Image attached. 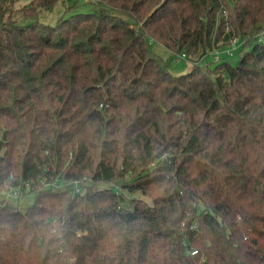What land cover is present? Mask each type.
Returning <instances> with one entry per match:
<instances>
[{
  "label": "trees",
  "instance_id": "obj_1",
  "mask_svg": "<svg viewBox=\"0 0 264 264\" xmlns=\"http://www.w3.org/2000/svg\"><path fill=\"white\" fill-rule=\"evenodd\" d=\"M13 2L0 0V264H264V0H97L54 25L17 24ZM234 36L238 54L254 44L214 61ZM149 38L191 70L172 75ZM13 191L33 204L10 205Z\"/></svg>",
  "mask_w": 264,
  "mask_h": 264
},
{
  "label": "rangeland",
  "instance_id": "obj_2",
  "mask_svg": "<svg viewBox=\"0 0 264 264\" xmlns=\"http://www.w3.org/2000/svg\"><path fill=\"white\" fill-rule=\"evenodd\" d=\"M30 0H14L11 10H12V18L15 22L19 25H27L31 21L37 20L39 22L54 25L58 22V20L63 16H71L76 12H88L92 10V6L89 3V0H56L54 5L50 8L41 9L37 13V17L35 19L26 17L21 11V7L26 5L27 2ZM76 4L77 8L67 10L69 6ZM254 43L249 42L246 44L244 49L240 54L237 51L234 52L233 55L227 56V60L232 65H236L239 61V56H241L246 51H249ZM148 45L150 48L151 53L165 62L167 64L168 71L174 75L179 76L181 74H186L191 70L192 63L184 58H181V55H172V53L167 49L163 44L159 43L158 41L148 39ZM213 68V65L210 66V69ZM104 184H96L95 189L104 188ZM7 202L15 207L18 208H26L33 204L34 202V195L33 194H26L23 196L13 195L12 192L3 193ZM2 195V196H3ZM124 197L127 200V203L130 202L131 199L134 198H143L144 200L150 202V199L147 197H142V195L138 192L129 193L124 191Z\"/></svg>",
  "mask_w": 264,
  "mask_h": 264
},
{
  "label": "built area",
  "instance_id": "obj_3",
  "mask_svg": "<svg viewBox=\"0 0 264 264\" xmlns=\"http://www.w3.org/2000/svg\"><path fill=\"white\" fill-rule=\"evenodd\" d=\"M91 2H96L97 0H89ZM226 31L228 32L229 29L226 28ZM252 41L258 44H264V26H262L252 37ZM246 42V39H239L238 37L234 36L232 37L227 46L224 49H215L211 52V56L214 61H218L222 54H225L227 56H231L234 54L235 51H237L240 47L244 45ZM181 58L186 59V56L184 54L181 55ZM79 189L76 186L75 187V193H78ZM13 195H18L17 191L12 192ZM187 254L195 255L197 252L195 250L193 251H186Z\"/></svg>",
  "mask_w": 264,
  "mask_h": 264
},
{
  "label": "crops",
  "instance_id": "obj_4",
  "mask_svg": "<svg viewBox=\"0 0 264 264\" xmlns=\"http://www.w3.org/2000/svg\"><path fill=\"white\" fill-rule=\"evenodd\" d=\"M28 2H29V1H28ZM28 2H27V3H28Z\"/></svg>",
  "mask_w": 264,
  "mask_h": 264
}]
</instances>
